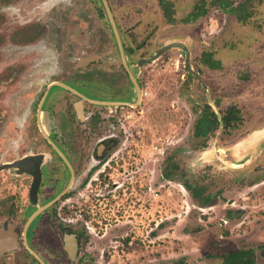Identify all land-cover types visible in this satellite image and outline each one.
<instances>
[{
    "label": "flooded vegetation",
    "instance_id": "1",
    "mask_svg": "<svg viewBox=\"0 0 264 264\" xmlns=\"http://www.w3.org/2000/svg\"><path fill=\"white\" fill-rule=\"evenodd\" d=\"M34 1L0 0V264H192L150 239L160 223L134 219L148 184L125 188L118 166L134 145L123 121L143 113L148 45L123 40L109 0L127 65L105 6L112 39L78 0Z\"/></svg>",
    "mask_w": 264,
    "mask_h": 264
},
{
    "label": "rangeland",
    "instance_id": "2",
    "mask_svg": "<svg viewBox=\"0 0 264 264\" xmlns=\"http://www.w3.org/2000/svg\"><path fill=\"white\" fill-rule=\"evenodd\" d=\"M74 1L64 0L59 7ZM78 1L100 14L112 39L102 0ZM218 1L109 0L127 44L144 40L147 57L172 43L186 45L193 70L207 86L204 89L187 71L180 49L149 63L147 94L138 109L143 113L130 112L123 121L122 139L134 145L122 147L117 157L124 161L118 166L126 177L125 188L132 177L130 187L148 184L142 197L133 196L148 204L134 219L148 220L149 230L160 223L149 236L160 235L167 256H186L192 264H223L224 256L247 251L255 264H264V133H255L264 129V0H225L233 4L227 8ZM28 2L26 6L39 4ZM241 5L242 15L249 16L244 21L230 12ZM200 6L207 14L184 22ZM0 18L8 20L1 8ZM138 21L140 27L132 32ZM208 97L221 121L223 111L231 108V121L227 126L222 121L223 126L206 140L195 137V129L202 114H209ZM121 198L119 203L127 210L123 219H132L130 200ZM157 245L150 244L154 250Z\"/></svg>",
    "mask_w": 264,
    "mask_h": 264
},
{
    "label": "trees",
    "instance_id": "3",
    "mask_svg": "<svg viewBox=\"0 0 264 264\" xmlns=\"http://www.w3.org/2000/svg\"><path fill=\"white\" fill-rule=\"evenodd\" d=\"M217 4L220 6H224L225 8H227L228 5L233 6V4L231 2H226L225 0H219ZM167 5H169V4H167ZM196 9L198 11H196L195 13H193V15H190L189 17L184 19V22H189L190 20L191 21L198 20L199 18H201L207 14V10L205 9L204 6L196 7ZM238 10L240 12L237 14ZM242 10L244 11L243 5H241L239 7V9H238V7H234L233 9L230 10V12L232 14H234L239 21H244L249 16L246 14L242 15V12H241ZM167 12H168V9H167ZM167 12H166V14L168 16L169 12L168 13ZM210 55L207 56V57H209L208 59H210ZM212 67L215 69L221 68L220 65H217V67H216L215 64H213ZM206 108L209 111L208 112L209 114H207V115L202 114V116L198 119L197 124H196V129H195V137L207 140L213 133H215L218 130L220 122H219L217 115L212 110V107L208 103H206ZM230 109L231 108H228V109L223 111L222 121L224 122V125L226 124L225 126H227V124L231 121L228 117V114H230ZM166 176L171 178L169 173H166ZM184 187L187 190L192 191V186L190 184L185 183ZM205 203L207 204L208 202H205ZM224 263L225 264H255V262L252 260V258L249 257V252H247V251H237V252L231 253L228 256H225L224 257Z\"/></svg>",
    "mask_w": 264,
    "mask_h": 264
},
{
    "label": "water",
    "instance_id": "4",
    "mask_svg": "<svg viewBox=\"0 0 264 264\" xmlns=\"http://www.w3.org/2000/svg\"><path fill=\"white\" fill-rule=\"evenodd\" d=\"M103 3H104V6L106 8V11L108 13V16H109V19H110V22H111V25L113 27V30H114V34L117 38V42H118V45H119V48H120V51H121V54H122V57H123V60L125 62V64L127 65L126 63V60H125V55L123 53V47H122V41H121V37H120V34H119V31L117 29V26H116V23H115V20H114V17H113V14L111 12V9H110V6L108 4V1L107 0H102ZM171 49H180L181 51H183V53L185 54V57H186V68H187V71L192 74L193 76H195L199 82L202 84V86L204 87V89H207V86L202 82L201 80V76L199 73L195 72L192 68V65H191V53L189 52L188 48L186 45L182 44V43H172V44H169V45H166V46H163L156 54H154L151 58L147 59V60H144V62L146 64H149L151 62H154L156 60H158L165 52L171 50ZM208 101H209V105L213 108L212 104H211V98L208 97ZM215 110V109H214ZM216 115L219 119V122H220V127L223 126L222 124V121H221V118L219 117V114L216 112ZM256 133V136L260 135V134H263L264 133V129H261V130H258Z\"/></svg>",
    "mask_w": 264,
    "mask_h": 264
},
{
    "label": "built area",
    "instance_id": "5",
    "mask_svg": "<svg viewBox=\"0 0 264 264\" xmlns=\"http://www.w3.org/2000/svg\"><path fill=\"white\" fill-rule=\"evenodd\" d=\"M158 196V194H156Z\"/></svg>",
    "mask_w": 264,
    "mask_h": 264
},
{
    "label": "bare ground",
    "instance_id": "6",
    "mask_svg": "<svg viewBox=\"0 0 264 264\" xmlns=\"http://www.w3.org/2000/svg\"><path fill=\"white\" fill-rule=\"evenodd\" d=\"M238 167V166H237Z\"/></svg>",
    "mask_w": 264,
    "mask_h": 264
}]
</instances>
